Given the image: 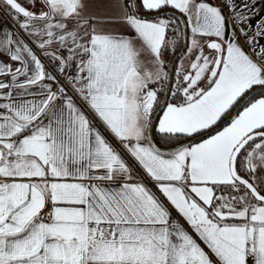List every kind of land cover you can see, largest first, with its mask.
Listing matches in <instances>:
<instances>
[{
  "label": "snow or ice",
  "instance_id": "6c2138e0",
  "mask_svg": "<svg viewBox=\"0 0 264 264\" xmlns=\"http://www.w3.org/2000/svg\"><path fill=\"white\" fill-rule=\"evenodd\" d=\"M0 16V264H264V0Z\"/></svg>",
  "mask_w": 264,
  "mask_h": 264
},
{
  "label": "crops",
  "instance_id": "0c3cea01",
  "mask_svg": "<svg viewBox=\"0 0 264 264\" xmlns=\"http://www.w3.org/2000/svg\"><path fill=\"white\" fill-rule=\"evenodd\" d=\"M0 24L7 25V21L4 19L3 16H0Z\"/></svg>",
  "mask_w": 264,
  "mask_h": 264
}]
</instances>
